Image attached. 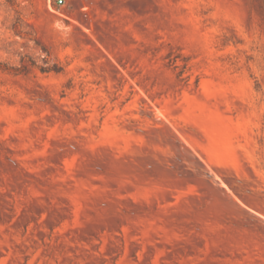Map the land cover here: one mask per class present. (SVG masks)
<instances>
[{"label": "rangeland", "instance_id": "obj_1", "mask_svg": "<svg viewBox=\"0 0 264 264\" xmlns=\"http://www.w3.org/2000/svg\"><path fill=\"white\" fill-rule=\"evenodd\" d=\"M0 264H264V0H0Z\"/></svg>", "mask_w": 264, "mask_h": 264}, {"label": "built area", "instance_id": "obj_2", "mask_svg": "<svg viewBox=\"0 0 264 264\" xmlns=\"http://www.w3.org/2000/svg\"><path fill=\"white\" fill-rule=\"evenodd\" d=\"M59 4L64 3V0H58Z\"/></svg>", "mask_w": 264, "mask_h": 264}]
</instances>
